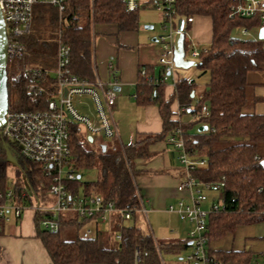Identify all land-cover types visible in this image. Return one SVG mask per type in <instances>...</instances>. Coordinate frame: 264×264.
I'll return each mask as SVG.
<instances>
[{"label": "trees", "instance_id": "16d2710c", "mask_svg": "<svg viewBox=\"0 0 264 264\" xmlns=\"http://www.w3.org/2000/svg\"><path fill=\"white\" fill-rule=\"evenodd\" d=\"M232 0H177L181 15L206 17L212 23V40L207 52L199 58L204 74L210 80L197 96L194 80L180 79L169 99H165L166 85H153L140 74L137 103L156 104L163 121V131L147 135L128 145L114 144L105 151L89 148V138L83 139L80 127L71 131L73 151L79 156V171L99 169L95 182L82 183L81 178L72 184L73 191L84 194H100L121 209L140 208L136 177L142 172L137 161L152 156L151 146L165 141L177 129H181L191 154L207 160L206 167L196 172L201 182L221 184L222 207L209 215L206 235L209 239L207 255L210 264H264V253L251 251L215 250L213 241L235 234L243 226L264 222V115L247 114L246 89L249 72L261 70L264 65V40L234 38L235 28L251 30L259 26L256 19L230 18ZM128 11L125 0H66V10L61 15L57 8L48 4L34 7L30 35L25 43L34 65L44 68L56 66L58 38L71 48L70 68L82 80L94 82V32L99 24L115 25L118 32L137 31L140 26V10ZM20 62L9 61L7 65L9 109L15 112L45 110L46 95H37L31 83L18 69ZM150 76L151 68L146 67ZM194 95V96H192ZM177 101L181 108L192 107V112H201L209 107L208 116L192 122L178 121L173 111ZM207 126L206 132H200ZM198 129V130H197ZM93 143V142H92ZM16 162L17 176H25L34 194H47L50 184L43 176L39 165L24 160L0 132V192L13 189L15 193L25 191L24 180L9 181L8 165ZM81 176V172H80ZM42 184L46 187L42 189ZM46 198V196H45ZM48 200V198H47ZM32 202V198L27 200ZM21 202V199L18 200ZM138 215L134 212V221ZM42 213L36 212L37 238L45 247L52 264H134L135 250L148 253L142 264H162V256L178 254L191 248L188 237L175 243L158 242L152 233L136 224L126 226L114 224L112 232L98 229L95 235H78L67 238V233H79L85 221L69 216L63 218L57 232L41 230ZM121 236L114 247H108L110 237ZM261 258V262L259 261Z\"/></svg>", "mask_w": 264, "mask_h": 264}, {"label": "built area", "instance_id": "2783aa9c", "mask_svg": "<svg viewBox=\"0 0 264 264\" xmlns=\"http://www.w3.org/2000/svg\"><path fill=\"white\" fill-rule=\"evenodd\" d=\"M126 9L135 11L140 8V0H125ZM159 13L164 23V29H169L167 35L157 37L159 51L157 64L162 67L159 78L150 76L146 69L141 70V76L153 85L165 84L170 76L176 77L175 41L177 36H184V50L192 58L199 59L202 52L208 48L198 49V44L190 34L195 17L184 16L178 12L177 0H149ZM37 4H48L58 9L62 15L66 10V0H0V10L7 32V58L18 61V69L31 83L35 94L46 95L49 99L45 110L15 112L8 110L5 122L1 127L4 139L16 149L20 157L40 166L43 176L49 181L47 194H34L25 176V191L20 194L13 189L0 192V232L3 224L21 219L27 209L26 202L32 198V207L42 213L44 219L41 226L49 232L60 229L63 218L72 216L79 221H85L84 236L95 235L99 226L134 221V212L147 219L146 209L140 200L138 209H121L114 202L96 193L90 195L73 191L72 184L79 180V156L72 148L71 131L74 125L85 126L89 137L103 138L112 141L117 136V127L113 119L118 82V69L112 63L108 64L111 79L103 81L96 77L94 82L80 79L72 73L71 48L59 36L56 55V66L44 68L29 62L30 52L25 39L30 35L33 23L34 7ZM230 18L256 19L259 27L264 28V0H232ZM180 21L183 22L180 29ZM243 36H248L250 30L242 27ZM199 62V61H196ZM90 100L94 109V118L85 114L87 102ZM193 108H182L181 113H190L191 121L208 116L209 107L203 106L201 112H192ZM88 137V138H89ZM177 153L184 175L177 185V191L182 195L176 205L170 204L167 211L179 215L182 220L192 224L188 240L193 250L184 260V264H210L207 255L209 239L206 235L209 215L219 210L220 206L212 205L210 210H204L202 205L206 197L203 189H218L221 184L201 182L194 172L206 167L207 160L191 154L187 147L185 134L177 129L166 139ZM81 177V176H80ZM46 185L42 184V189ZM48 198V200H47ZM21 199V202L18 200ZM116 239L121 236L117 233ZM148 253L135 250L134 264H142Z\"/></svg>", "mask_w": 264, "mask_h": 264}, {"label": "crops", "instance_id": "0c3cea01", "mask_svg": "<svg viewBox=\"0 0 264 264\" xmlns=\"http://www.w3.org/2000/svg\"><path fill=\"white\" fill-rule=\"evenodd\" d=\"M199 18L204 17H195L194 24L191 27L192 36L198 46L202 44L210 45L212 40L211 20L210 34H206L203 32L200 21L198 22ZM139 31L140 29L119 33L115 25L105 24L93 27L95 34V76L103 81H109L111 79L108 72L109 62H112L118 69V82L115 86L118 94L113 109V119L118 133L112 141L118 142L120 145L132 144L147 135H155L163 131V121L158 105L153 103L139 105L137 103L138 87L140 85L139 72L149 67L153 70L155 78H159L162 74V67L157 64L160 45L157 40L154 41L156 37L140 35ZM100 32L104 34V37L96 41V35H99ZM180 79L183 78L178 76L177 73L176 77L170 76L164 84L166 85V100L173 94ZM208 82L205 83V86ZM247 84L245 113L264 115V65L261 70L248 73ZM85 101L88 103L85 114L94 118L95 113L90 100L86 99ZM181 109L179 103L175 101L173 111L177 115L174 118L178 121L192 122L190 120L191 114L181 113ZM130 122H133L132 128L136 131L137 140H132L133 137L130 143L125 144L122 139L121 126L126 129L124 132L125 137L130 138V131L128 130ZM151 152L152 156L149 159L137 161V168L142 172L135 180L138 196L144 204L147 218L148 212L163 213L167 211L170 204L177 203L182 196L177 191V185L184 175L176 151L166 143V140L152 145ZM26 206L27 209L21 219L11 220L3 224V230L0 232V264H52L45 247L37 238L36 211L33 209L31 202L27 201ZM157 241L175 243L181 240ZM211 248L263 254L264 222L240 227L235 234L213 241ZM161 260L162 264H166L163 256ZM259 261L261 262V258H259ZM173 264H184L183 258H179Z\"/></svg>", "mask_w": 264, "mask_h": 264}, {"label": "rangeland", "instance_id": "374dc122", "mask_svg": "<svg viewBox=\"0 0 264 264\" xmlns=\"http://www.w3.org/2000/svg\"><path fill=\"white\" fill-rule=\"evenodd\" d=\"M141 2V10H140V35L143 36H151L152 37H160L162 35H167L169 33V29H164V23L161 20V17L159 13L154 8L153 4L149 2V0H140ZM200 21L201 27H203V32L206 34H210V19L209 18H199L198 22ZM153 27V28H151ZM260 27L255 26L252 28L249 32L248 36H243L241 33L240 28H235L232 31V35L234 38H240V39H257L259 35ZM191 35H193V31L190 32ZM104 37V34L100 32L99 35H96V41H98L100 38ZM193 37V36H192ZM152 43V42H151ZM154 44V43H153ZM200 46V47H199ZM198 49L202 48H208L209 45H199ZM186 61L189 62H196L199 61V59L192 58L190 54L187 53L186 55ZM176 72L178 73V76L181 78H185L187 80H194L198 84L197 88V96H199L202 92V90L205 87V83L210 80V75L208 73L204 74L202 70H200L198 67L192 66L190 68H176ZM118 94V93H117ZM130 126L128 127V130L130 131V138L125 137L124 132L126 129H124L121 126L122 130V139L125 144H128L132 140H137V135L135 129H133L132 125L133 122H130ZM133 134H132V132ZM198 130V129H197ZM81 134L83 139H87L89 135L86 132L85 126H81ZM134 135V136H133ZM136 138V139H135ZM141 138V137H140ZM118 143V142H116ZM115 141H106L103 138H94L93 143H89V148L94 149L96 151H99L101 149V145H107L109 150H112V147L114 144H116ZM120 144V143H118ZM176 155L178 156V153L176 152ZM81 172V182L82 183H88V182H95L99 178V169L97 168H88L84 169ZM8 177L9 181L11 183L16 182L17 180H22L24 178V175L17 176L16 173V165L9 161L8 165ZM21 181V182H22ZM85 187L84 185L80 187V195L82 196L84 194ZM202 194L206 197V202L203 203L202 207L204 210L209 211L212 205L222 206V192L218 189H203ZM176 205V202L173 204ZM69 217V216H68ZM67 218V217H66ZM126 226H132L136 224L138 227L142 228L143 230L152 233V235L160 241L165 240H173V239H179V240H185L189 233V230L192 227V224H190L188 221L182 220L179 215L176 214H170L167 211H164L163 213H155V212H148V218L146 219L144 216H139L136 221H126L124 223ZM43 228L41 227V230ZM99 230L102 232H112L113 229L109 225H100ZM84 230L82 229L79 233H77L75 230H71L67 233V238L69 239H75V237L78 235L82 236ZM117 244V240L114 237H110L108 240L107 246L108 247H114ZM193 250L191 248H188L186 250L181 251L178 254H163V258L166 262V264H173L176 263L179 258H183V260L189 255L192 254Z\"/></svg>", "mask_w": 264, "mask_h": 264}, {"label": "water", "instance_id": "95a60500", "mask_svg": "<svg viewBox=\"0 0 264 264\" xmlns=\"http://www.w3.org/2000/svg\"><path fill=\"white\" fill-rule=\"evenodd\" d=\"M183 22L180 21V29H182ZM153 28V27H151ZM260 40H264V28H261L259 31ZM7 32L6 26L2 17V13L0 10V132L1 127L5 122V115L9 109V93H8V75H7V65H8V58H7ZM157 40L154 39V41ZM185 57V50H184V36L179 35L175 41V64L177 68H190L192 66L199 67L200 62H189L184 60ZM116 90V89H115ZM194 96V95H192ZM208 130L207 126L200 127V132H206ZM89 141L92 143V137H89ZM102 150L105 151L107 146L102 145ZM12 161L15 165L16 162ZM81 177L79 176V179Z\"/></svg>", "mask_w": 264, "mask_h": 264}]
</instances>
